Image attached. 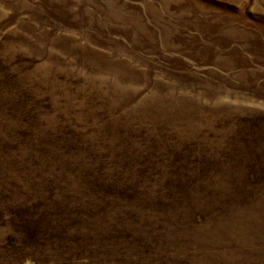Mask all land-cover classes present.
I'll return each instance as SVG.
<instances>
[{"label":"rangeland","instance_id":"1","mask_svg":"<svg viewBox=\"0 0 264 264\" xmlns=\"http://www.w3.org/2000/svg\"><path fill=\"white\" fill-rule=\"evenodd\" d=\"M0 264H264V0H0Z\"/></svg>","mask_w":264,"mask_h":264},{"label":"trees","instance_id":"2","mask_svg":"<svg viewBox=\"0 0 264 264\" xmlns=\"http://www.w3.org/2000/svg\"><path fill=\"white\" fill-rule=\"evenodd\" d=\"M102 188H103V187H102ZM102 188H100L99 191L103 193L102 195L106 198V201H107V200H109L110 197L114 194V192H112V189L109 188V187H107V188H105V189H102ZM130 189H132V188H130ZM140 193H141V195H142V196H140V201L145 202V203L147 204V202H146V195H147L148 197H150V196H149V192H147V189L145 188V192H144V191H140ZM86 195H87V193L85 192V193H84V198H85ZM99 195H100V194H99ZM150 198H151V197H150ZM84 203H85V202L83 201V204H84ZM137 204H138V202L135 203V208H136V205H137ZM135 208H134V211H135ZM88 210H89V213H90V216H89V218H90L89 220H90V221L95 220L96 218L101 219V216L104 215V213H103V214L100 213L99 210H98V211H93L92 209H88ZM127 213H129V212H127ZM113 214L116 215V213H113ZM116 216H117V220H118V217H119V219H120V216L123 217V216L120 215V214H118V215H116ZM121 226H122V228H123L124 231H128V229L131 230V231H133V229H134V225H133V224H132V225H130V224H123V225H121ZM131 233H132V232L128 231V234H129V235H131ZM128 234L126 235V237H129Z\"/></svg>","mask_w":264,"mask_h":264}]
</instances>
